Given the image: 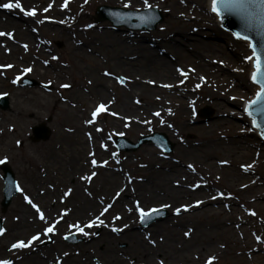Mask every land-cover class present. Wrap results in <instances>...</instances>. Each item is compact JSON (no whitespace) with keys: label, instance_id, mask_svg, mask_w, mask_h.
I'll return each instance as SVG.
<instances>
[{"label":"rangeland","instance_id":"374dc122","mask_svg":"<svg viewBox=\"0 0 264 264\" xmlns=\"http://www.w3.org/2000/svg\"><path fill=\"white\" fill-rule=\"evenodd\" d=\"M197 1L204 4L202 9L195 6ZM8 2L9 0H0V4ZM128 2L129 0H120L116 3L110 0H74L71 3L68 2L67 7H62L64 0H20L24 12L36 10V16H28L33 21L31 22L34 26L33 33L24 29L23 25L20 26V29L13 31L2 24V15H8L7 12L23 11L0 8V32L12 33L13 38L11 39L18 38L21 41H26L23 46H28L25 50L23 46L11 43L10 38H6L7 42L4 45L0 43L3 55L0 54V95H8L10 101V109L0 108V135H3L2 138L9 139L3 152H0V160L6 161L12 168L17 185L23 189V192H18L14 197L7 211L1 212L4 182L2 181L3 171L0 163V216L4 219L3 228L8 232L11 231L14 217L18 212L16 208L19 203L23 205L24 196L27 194V185L29 187V183L35 177L46 174L48 161L55 157L57 160L59 154L61 156L67 149H70V144L76 139L78 132L86 139L83 153L75 157L64 155L62 157L64 162L61 161V163L84 160L88 163L89 169L83 176H89L92 172H96V176L90 182L83 179L84 184L81 192L84 194L89 191V195L93 199L94 197L98 199L100 208L97 211L99 212L109 204L113 206L114 194L119 191L116 186L109 191L103 188L102 190L97 189L107 174L106 172L118 173L127 190L115 205H120L123 208L122 212L116 215L101 216L100 219L104 223L90 228L89 236L91 238L89 239V236L80 234L75 228L55 230L54 233L48 235L43 234L44 227L55 220H59L56 225L57 229L58 225L76 219V217L74 219L69 217V214L63 215V208L66 209L69 204L73 203V197L57 201L54 200L58 196L53 198L52 204L48 205V210H51L50 216L47 217V212L44 213L46 221L35 220L36 225L25 231L23 235L19 234L21 238L17 239L27 240L32 235L40 234V240L34 242V246L14 250L15 254H12L4 252L6 242H8L7 236L4 234L0 236V248L2 249H0V259H11L13 264H36L33 257L37 256L39 260L48 257L49 261H53L55 264H63V262L66 264L65 261L74 256L79 259L85 258L91 264H108L106 259L117 257L125 263L136 264L139 259L138 255L133 252L137 246L135 242L130 241L128 234H141L142 244H145L146 247L153 246L150 241H155L157 245L164 241V236L155 233L154 229L158 224L168 221L171 215L169 208H163L154 201L139 200L137 194L151 185L155 179H160V175L166 173L169 162L193 165L194 170L188 169L193 180L209 181L210 186L213 187L212 191H226L228 198L235 199V191L228 186L225 173L223 176H219L221 177L219 180L211 179L201 171L202 167L198 165V157L182 153L186 147L202 149L208 145L207 142H204L206 138L210 139L212 148L216 147L213 150L215 162L216 159L224 160V157L227 159L232 157L233 161L227 165L231 169L232 165L239 167L238 164L241 161L247 163L253 160L259 164L249 168L250 171L258 169L261 173L264 172V140L259 137L258 131L253 127L245 111L246 102L252 100L256 95V89H259L251 80L250 60L246 59L252 55L250 43L234 37L222 27L219 18L211 9V11L208 9L205 0H148L151 7L156 6L166 13L164 21L152 31L128 30L126 27L115 28L110 21L94 20L96 19L95 8L99 5L125 8L124 5ZM50 4L51 8L45 12L44 9L48 8ZM130 4L131 6L126 9H146L144 0L135 2L130 0ZM59 17H62L64 21L59 20ZM89 25L91 27H88ZM126 30L129 32L127 33ZM145 41L146 43H144ZM60 43L62 46H59ZM74 43H80V45L76 47ZM207 43L217 47L216 51L207 53L205 48ZM151 44L158 46L166 55L172 56L171 58L176 60L177 63L173 64L176 71L178 68L194 63L192 60L210 58L211 62L214 61L213 64L217 66V75H223L232 82H236L235 86L238 85V80L248 85L246 91L243 90L246 97L239 96L241 93H238L232 99L228 97L229 95L221 99L225 104H228L230 110L237 112L235 117H223L229 120L231 127L224 124L219 127V133L205 136L208 131L202 129V126L221 118L217 114L215 106L202 99V95L207 96L214 92V86H209L206 83L204 86L200 85L198 80L194 82L188 78L189 75L184 87L193 88L196 106L194 116L187 124L175 112L164 119L169 126L160 123L149 124L140 130L132 126V122L124 123L121 119L104 112L98 114L94 123L87 122L92 119L91 114L97 103L94 93L97 83L107 86L106 88H109L117 98H121L122 94L126 93L131 101L134 95H138L134 97V101L137 106H141L139 108L144 106V102L149 103L150 100L145 101L142 90L143 86H148L138 77L155 76L143 73L137 63L141 60L142 55H145L144 48L152 46ZM15 45L18 48L17 52L14 50ZM177 45L184 47V51L183 49H181L183 52L176 50ZM53 57H57V59H53ZM46 61L47 63H45ZM7 65L13 67L8 68ZM26 68L32 70L24 72L23 70ZM105 73H110V75ZM120 76L127 78L125 85L119 82ZM24 77L50 84L52 91L48 92L40 87H23L21 85ZM14 81L16 82L14 83ZM62 84H68L70 87L62 88L60 87ZM115 105L116 107L112 105V111H118L119 104ZM205 107L213 110L209 119L199 116L200 110ZM78 115H80V123L75 118ZM49 118L50 121L47 124L52 131L50 139L48 141H33L31 139L32 126L46 122ZM155 132L165 133L174 142L175 147L172 153L168 154L151 143L143 145L134 153L119 151L113 144L115 137L121 133L132 141H137L142 135H151ZM90 134L94 135L95 141L88 142ZM216 139L221 144H230L231 141L237 144L239 141L240 145H246L244 152L248 154V157L240 159L233 157L231 153L228 154L223 149H219ZM18 141L19 143H17ZM214 142L216 146H214ZM103 146L105 148H102ZM91 147L95 148L94 153L88 151ZM249 150H253L252 154H249ZM98 152L103 156L97 154ZM92 159L97 161V167L91 165ZM57 161L59 162V160ZM105 161L107 164H104ZM121 172L123 174H120ZM107 175L109 176V174ZM78 176L80 174H72L66 178L65 183L59 182L60 186H73ZM109 178L108 182L115 181L113 177ZM44 179L48 185L43 189L53 192L55 190L54 179L46 177ZM242 182L245 181L239 180L238 183ZM114 184L116 183L114 182ZM53 186L54 188L51 189ZM36 188L38 185L31 190L35 191ZM127 193L134 194V198L130 199L131 196ZM107 195L109 198L106 197ZM136 201L140 202V207L145 211L160 208V211H164L166 214L148 226L143 224L144 228H142L139 213L136 211ZM33 202L42 206L41 202ZM41 209L45 211L46 208L42 206ZM61 216H63L62 219ZM96 216L85 217L79 224L83 227L87 221ZM115 216H119L121 219L115 220ZM106 217H110V220ZM129 218H135L137 224L124 227L126 225L124 221ZM106 221L114 225L117 224L115 227L123 230L121 232H113L112 229L108 231L105 226ZM70 235H74L78 243H70L64 239L65 236ZM113 237H116L118 241L112 242L114 241ZM3 238H6L5 246L2 243L4 242ZM259 244L264 247V236L260 239ZM65 252H71L72 256L63 255ZM162 255L160 256L163 257ZM158 256H156L157 259L160 258ZM49 261H47L48 264H51ZM163 261L170 263L168 262L170 258L165 257ZM217 264L240 263L227 257Z\"/></svg>","mask_w":264,"mask_h":264},{"label":"bare ground","instance_id":"6f19581e","mask_svg":"<svg viewBox=\"0 0 264 264\" xmlns=\"http://www.w3.org/2000/svg\"><path fill=\"white\" fill-rule=\"evenodd\" d=\"M110 1L116 3L120 0ZM135 1L136 0H131V2ZM205 2L210 10L211 0H205ZM195 6H197L198 9H202L204 4L197 1L195 2ZM178 8L183 9L181 7ZM7 13L8 15H2V24L8 26L13 31L20 29V26L22 25L24 26V29L30 30L31 32L34 30L33 23H31L33 21L24 14V11ZM58 19L63 20L62 17H59ZM6 38L8 37L2 36L0 38V43L4 45L7 42ZM10 41L19 46H23L26 42L21 41L18 38L11 39ZM144 43H146V41ZM74 45L77 47L80 43H74ZM151 45L152 46L144 48L143 51L145 52V55H142L141 60L137 63L138 67L143 70V73L153 74L152 76H155L138 77L139 80L148 86H143L142 90L145 101L150 100L149 103L144 102V106L139 108L141 106H137L134 101V97L138 95H134L131 101L126 93H123L121 98H117L109 88H106L107 86L102 83H97L94 92L97 99L95 108L101 103L105 104V113L121 119L124 123L132 122V126L139 128L138 130L149 124L160 123L164 126H169L164 119H167V116L169 114L171 115L173 112L179 114V116L185 121V124H187V122H191V118L194 116V108L196 106V100L193 96V88L184 87L189 75L188 78L194 82L198 80V84L200 85L203 84L204 86L206 83L209 86H214V92L207 96L202 95V99L213 104L217 109V114L221 118L206 124V126H202V129L208 131L205 136L219 133V127L224 124L231 127L232 125L229 120L223 117H235L237 112L230 110L228 104H225L224 100L222 101L221 99L227 95L232 99L238 93H241L239 96L242 95L246 97L243 90L246 91L248 85L245 82L238 80V85L235 86L236 82H232L223 75H217V66L213 64L214 61L211 62L210 58H198L192 60L194 63H191V65L178 68L187 73L186 77L182 76L178 69L176 71L175 68H173V64L177 63L176 60L171 58L172 56L170 57L166 55L158 46L154 44ZM205 48L207 53L216 51L217 49V47L210 43L205 44ZM181 49L184 51V47H181L180 45L176 46V50L182 51ZM14 50L15 52L18 51L16 45ZM0 54L3 56L1 50ZM253 62L254 60L250 61V73H252L254 69ZM229 82H232L233 84H229ZM165 85H170V87H165ZM115 104H119L117 108L118 111H112V105L116 107ZM157 112L159 113V116L155 115ZM79 116L80 115L75 117L78 123H80ZM90 135L91 136L87 139L88 142L95 139L93 134ZM2 137L3 135H0V152H3L4 147L9 141L7 137ZM204 142H207L208 145L202 147V149L197 147H186L182 152L183 155H193L196 156V158L198 157L199 160L197 161L199 162L198 165L202 167L201 171L204 175L211 177V179L219 180L221 178L219 176H223L225 173V179L229 184L228 186L235 191V199L228 198L226 196V191H212L211 189L213 187L210 186L209 181L203 182L200 180L197 181L196 179L193 180L188 172V169H190L188 167L189 164L169 162L166 167V173L161 174L160 179H155L151 185L147 186L141 191V193L137 194L139 200L154 201L156 204H159V206L164 204L170 205L171 207L168 208L170 209L171 215L168 221L158 224L154 229L155 233L164 236V241L157 245L153 244L151 247H146L145 244H142V239L140 237L141 234H128L130 235L128 236L130 237V241L132 243L135 242V245L137 246L133 252V254L138 255L139 260L136 261V264H160V261L165 260V257L170 258V261H168L170 263L163 261V264H206L209 257H216L213 264H217L227 257H230L231 260L237 261L240 264H264V247L259 244L260 239L264 236V172L261 173L258 169L250 171L249 168L259 164L258 162L256 164L253 160L248 161L247 163L241 161L238 164L239 167L237 165H232V168L229 169L227 165L231 164L233 161V159H231L232 157L228 159L227 157H224V160L216 159L215 162V159L213 158V150L216 147L212 148V146H210L212 143L209 138H206V141ZM216 142L219 144V149H223V151L228 152V154L231 153V155L237 159L248 157V154L244 152L246 145H240L239 141H237V144H235L234 141H231L230 144H221L216 139ZM85 145L86 139H84L80 135V132H78L76 139L70 144V149H67V151L61 154V156L60 154L58 155L57 160H59V162L55 159L56 157L53 160H49V165L46 167V174L35 177L29 183V187L28 185L26 187V190H28L26 195L31 198L32 201L41 202L42 206L46 208L45 211L41 209L42 206L40 204L37 205L40 207L41 211L44 213L47 212V217L51 214V210H48V205L52 204L51 201L53 198L58 196L54 201H57L58 199L65 200L70 197L74 198L73 203L70 202L71 204H69L66 209L63 208V210L64 212L67 210L69 217H72L73 219L76 217V219H74V221H69L66 224L58 225L56 230L62 231L67 228L71 229L69 227L70 225L79 223L83 218L90 215L98 216L103 209L102 208L99 212L97 211V209L100 208L98 199H96V197L93 199L92 196L89 195V191L84 192V194L81 192L84 184V180L81 179V177L89 169L88 163L84 160H79L77 162L73 161L72 163H61V161L64 162V158H62L64 155L66 157H75L78 154H82ZM214 146H216L215 142ZM88 151L94 153L96 150L94 147H91ZM252 151L253 150H249V154H252ZM97 154L103 156L100 152ZM242 165L250 167L245 170ZM106 173L109 174V176L106 174L103 181L100 183V186L96 188L101 190L103 188L109 191L116 186L119 189V191L114 194L115 202H113L112 208L105 213L107 216H110L122 212L123 208L120 207V205H115L118 203L116 201L121 199V195L127 192V190L124 183L121 182L122 179L118 173L113 174L110 171ZM72 174H80L76 183H74L73 186H60L61 184L59 182L65 183L67 180L66 178L72 176ZM120 174L123 173L121 172ZM44 176L46 178L54 179L55 190L53 192L51 190L43 189L48 185ZM59 176L62 178H58ZM109 177H113L116 184H114V182H108V180H110ZM239 180H244L245 182L238 183ZM37 185L38 188H36L35 191L31 190ZM53 188L54 186L51 189ZM69 190H71L70 195H64V193ZM55 191L56 193L54 194ZM117 193H119V196H117ZM127 194L130 195V193ZM128 195L125 196H131L130 199L135 196L134 194L130 196ZM106 197L109 198L108 195ZM213 197H215V199H213ZM22 203L23 205L19 203L16 208L18 212L14 217V225L12 226L11 231L5 232L8 242H6V238H3V246H5L4 243L6 242L4 248V252L6 253L11 252L12 254H15L14 250L9 251L11 244L21 238L19 237V234L23 235L25 231L34 227V225H36L35 220H39L35 209H33L25 199H23ZM185 205L190 206L189 210L185 212L182 209L181 213L178 215L175 212V209L178 207L182 208V206ZM252 213H255V215H252ZM106 218L110 220V217ZM88 222L89 221H87L85 225ZM124 222L128 227L137 224L135 218H129ZM105 223L108 231L117 225L111 224L108 221ZM89 230L91 229L85 228V231L88 233H90ZM185 232H189L190 234L185 236ZM257 237H260V239L257 240ZM89 238H91V236H89L88 239ZM113 238L114 241L112 242L115 243L118 241L116 237ZM221 245H223V247H221ZM65 256L69 257L72 256V254L71 252H67V255ZM156 256L160 258L157 259ZM33 258L34 263L36 264H48L47 261L50 259L47 257L46 259L41 258L42 260H39L37 256H34ZM106 260L108 264H130L123 262L122 259H117V257H111L110 260L109 258ZM49 262L51 264L53 263V261ZM65 262L66 264H91V262H88L85 258L79 259L74 256L70 257Z\"/></svg>","mask_w":264,"mask_h":264},{"label":"snow or ice","instance_id":"6c2138e0","mask_svg":"<svg viewBox=\"0 0 264 264\" xmlns=\"http://www.w3.org/2000/svg\"><path fill=\"white\" fill-rule=\"evenodd\" d=\"M144 4L146 8H151V5L148 4V0H144ZM68 6V0H64V4L62 5V7H67ZM131 6L130 4V0L128 3H125L124 7L125 8H129ZM0 8H4V9H20L21 11H24V9L22 8V5L20 3V0H9L8 3H4V4H0ZM49 8H51V4L48 6V8H45L44 11L47 12L49 10ZM211 10L212 12L216 13L218 16H222L225 13H229V14H236L239 15L244 21H245V28L248 29L252 26H257L259 27L261 30H264V0H211ZM25 15L27 16H36V10H30V11H25L24 12ZM119 18V17H118ZM140 19L144 22H151L152 20H154V17H144L141 16ZM88 27H91V25H89ZM237 38H242L244 40H248V36H241V33H235ZM2 36H7L8 38H13V34L12 33H4V32H0V37ZM252 48V55L247 57L246 59L253 61L254 60V71L251 74V80L253 81V83L258 84L259 85V91L256 92V98L252 101L249 102L248 108L245 109V111L248 112L249 116H253V113L251 111H249V108H251L253 105H259V107L257 108L258 112L264 113V48H262L260 51L257 50V47L255 45L250 44L249 45ZM25 48V50H27L28 46L24 45L23 46ZM53 59H57V57H53ZM47 63V61L45 62ZM6 67L11 68L13 67L12 65H7ZM32 69L31 68H26L23 71L24 72H30ZM178 71H180L182 76H187V73L184 72L181 69H178ZM106 75H110V73H105ZM119 81L121 83L124 82L125 78H118ZM17 80H19V77H17ZM16 81H14L15 83ZM60 87L62 88H68L70 87V85L68 84H62L60 85ZM165 87H170V85H165ZM197 87H199V85H197ZM139 102V101H138ZM106 111V105L101 103L99 104L92 112L91 116L92 119L87 121L88 123H94L95 118L98 116V114L105 112ZM155 115L159 116V113H155ZM252 125L256 128L261 129V135L264 136V127H262L260 124L257 123L256 119L253 118L252 120ZM99 131V129H97ZM121 135H123V133H121ZM19 143V141L17 142ZM4 160H0V163H4ZM226 163V162H224ZM104 164H107V161L104 162ZM91 165L93 167H97V161L95 159L91 160ZM188 167L190 169H193V165H188ZM242 167L245 168V170L248 169V167L250 166H244L242 165ZM194 170V169H193ZM96 176V172H92L91 175L89 176H82L81 179H84L86 181H91L93 179V177ZM179 183V182H177ZM16 191L18 192H23V189L19 186L16 185ZM71 190H69L68 192L64 193V195H70ZM223 195V194H221ZM117 196H119V193H117ZM25 201L33 208L35 209V212L38 214V218L40 221H46V217L43 211H41L40 207L35 204L31 198H29L27 195L24 196ZM213 199H215V197H213ZM197 203H201V202H197ZM112 207L111 204L107 205L106 207H104L102 209V211L100 212V214L98 216H96L94 219L89 220V222L84 225L83 227L79 224H73L70 225V228H75L80 234L84 235V236H88L89 233L87 231H85V228H93L94 226L97 225H102L104 223V221L102 219H100L101 216H103L105 213H107L109 211V209ZM161 207L163 208H168L171 207L170 205L164 204ZM188 205L178 207L175 209V212L179 215L183 209V211H188L189 210ZM129 211H132L131 209H129ZM136 211L139 213V220L141 223H144L146 220L150 219L153 215L155 214H159L160 212V208H152L148 211H145L143 208L140 207V202L136 201ZM67 210L63 213V215H67ZM252 215H255V213H252ZM63 218V216H61V219ZM115 220H120L121 217L119 216H115L114 217ZM59 223V220H55L50 224H47L46 227H44L43 229V234L44 235H48L50 233H54L56 230V225ZM124 227H127V225H125ZM123 229L121 228H117V227H113L112 231L113 232H121ZM5 229L0 227V236L5 234ZM190 233L189 232H185V236H188ZM64 239H68L67 236L64 237ZM260 237H257V240H259ZM40 240V234H35L32 235L29 239L27 240H17L16 242L11 244V248L9 249V251L11 250H18V249H26V248H30L32 246H34V242H37ZM151 243L155 244V241H150ZM221 247H223V245H221ZM64 255H67V253H65ZM216 259V257H209V259L207 260L206 264H213V261ZM0 264H13V261L11 259H0ZM160 264H163V261H160Z\"/></svg>","mask_w":264,"mask_h":264},{"label":"water","instance_id":"95a60500","mask_svg":"<svg viewBox=\"0 0 264 264\" xmlns=\"http://www.w3.org/2000/svg\"><path fill=\"white\" fill-rule=\"evenodd\" d=\"M121 11L124 12L125 14H129L131 17L122 20L123 18H116V16H111L110 11ZM153 12H155V16H153L155 19L152 20L151 22H144L142 21L140 18V20L137 23L133 22V17H135V14H137V16L140 13H133V12H128V11H122L120 9H109V8H105V7H101L99 8V15H100V19H106V18H110L114 21V23H116L117 25L120 24H127V26H130V28H145V29H151L154 28L156 26V24L158 22H160L162 20V16H160V13L158 11H156V9H153ZM223 19V24L230 30H232L235 33H241V36H248V39L251 40L253 42V45H255L257 47V50L260 51L262 48H264V30H261L259 27L257 26H252L248 29L245 28V21L236 14H229V13H225L224 15L221 16ZM9 104H8V98L4 97L3 101H2V107L4 109H6V107L8 108ZM259 107V105H253L251 108H249V111H251L253 113V118L256 119L257 123L260 124L262 127H264V113L258 112L257 108ZM211 114V112L206 111L202 114V116L205 117H209ZM261 131V129H259ZM35 133H36V137L35 139H48L49 137V129L44 126L41 125L38 128L35 129ZM264 137V136H263ZM154 138V137H153ZM152 137H143L138 144L134 145V144H129V147H125V146H120L121 148H124L126 150L129 149H133V151L135 149H137L138 147H140L143 143L149 142L153 140ZM158 138L160 139V141H155L158 142V144L162 145L163 148L167 151L172 150L173 148V144H169L168 141H166V138L164 139V137L162 136H158ZM155 140V139H154ZM11 168L9 166H4V171L6 173V181L8 183V188L5 191V199L3 201V207L4 210L8 207V205L11 203L12 197L14 195H16L17 191L15 188V182H14V173L12 172V170H10ZM9 185H11L13 187L12 188L9 187ZM12 190V191H11ZM2 219L0 218V227H2Z\"/></svg>","mask_w":264,"mask_h":264}]
</instances>
